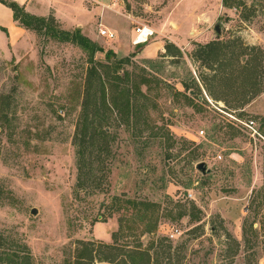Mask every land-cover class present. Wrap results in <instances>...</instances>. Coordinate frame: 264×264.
I'll use <instances>...</instances> for the list:
<instances>
[{
    "label": "rangeland",
    "instance_id": "rangeland-1",
    "mask_svg": "<svg viewBox=\"0 0 264 264\" xmlns=\"http://www.w3.org/2000/svg\"><path fill=\"white\" fill-rule=\"evenodd\" d=\"M236 1L243 6L225 8L222 0H81L90 14L79 17L84 26L69 29L49 15L59 29H79L95 42L102 49L96 61L105 62L106 52L116 59L133 56L120 72L129 73L128 86L147 80L139 124L112 129L109 184L94 195L75 189L71 145L87 55L28 29L25 43L0 54V94L12 104L10 123L0 127V253L17 254L25 245L31 264H76L79 242L110 255L102 245H112L116 233V264H129L120 254L135 253L144 254L138 264H264V93L243 108H226L203 90L206 102L196 98L192 108L175 94L190 96L182 84L196 90L201 69L190 60L196 43L240 37L264 52V0ZM97 7L101 13L92 17ZM109 7L115 17L104 22L118 28L113 39L99 34L111 31L102 20ZM241 14L250 18L243 21ZM136 28L153 34L135 45ZM250 122L256 133L245 127ZM201 162L204 174L195 168ZM114 197L158 207L155 230L147 232V222L132 219L129 207L107 217ZM100 215L105 222H96Z\"/></svg>",
    "mask_w": 264,
    "mask_h": 264
},
{
    "label": "trees",
    "instance_id": "trees-1",
    "mask_svg": "<svg viewBox=\"0 0 264 264\" xmlns=\"http://www.w3.org/2000/svg\"><path fill=\"white\" fill-rule=\"evenodd\" d=\"M0 3L12 11L14 21L22 28L72 44L87 55L88 67L81 92L80 110L71 139L77 173L75 189L86 196L102 192L109 184L111 159L114 156L113 145L116 137L112 129L120 125L131 128L139 124L143 113L140 100H147L141 86H146L147 80L141 78L135 85L128 86L129 73L123 71L121 75L123 66L127 65L133 56L116 59L111 52H106L105 62L96 61L95 54L102 52V49L84 37L79 29L67 32L58 28L53 16L35 17L11 0H0ZM222 4L225 8L243 6L242 2L236 0H222ZM249 18L250 14H241L243 21ZM164 49L162 57H166L169 52L167 46ZM190 60L201 69L195 83L196 90L182 84L184 92L192 94L188 96L178 91H175V94L183 96L187 105L192 108L196 107V98L201 97V100L206 102L202 90L206 97L215 102H222L226 108L230 104L243 108L264 93V52L260 47L247 45L240 37L226 40L218 37L205 44L196 43ZM11 106V97L0 94V127L3 129L10 123L8 112ZM2 198L3 193L0 190V200ZM111 204L107 217L110 218L115 212L129 207L132 219L147 222V226H150L147 232L155 230L157 219H152L155 209L158 208L155 205L117 197L112 198ZM100 218L102 221L96 222H105L103 216L100 215ZM118 221L121 227L123 217H119ZM116 236V233L112 234L113 244ZM113 244L102 245L110 255L100 256L98 248L95 249L92 243L79 242L82 249L75 253L73 260L76 264H116L115 257L119 253ZM1 246L0 244V248ZM29 255L27 247L21 245L17 254L0 253V264H31ZM120 255L124 262L128 259L129 264H138L137 259L142 260L144 256L141 253Z\"/></svg>",
    "mask_w": 264,
    "mask_h": 264
},
{
    "label": "crops",
    "instance_id": "crops-1",
    "mask_svg": "<svg viewBox=\"0 0 264 264\" xmlns=\"http://www.w3.org/2000/svg\"><path fill=\"white\" fill-rule=\"evenodd\" d=\"M18 5L22 6L24 10L34 16L47 17L52 14L64 28L69 29L72 25L80 28L84 26L82 19L79 17L85 14L89 15L90 11L85 9L81 4V0H11ZM105 1V0H104ZM105 3V2H104ZM101 13L100 8L97 7L92 9V17L97 16ZM102 20L104 22L105 17H115L114 9L109 7L108 10L102 12ZM117 15V14H116ZM81 24V25H80ZM105 26L111 29V32H118V28L113 25V22H104ZM110 31V30H109ZM29 31L22 28L13 19L12 11L0 3V54L10 53L16 48L26 42V37ZM112 32V33H113ZM128 41V40H127ZM127 43V42H126ZM147 47V46H145ZM161 50V46L156 50ZM143 51V50H142ZM143 58H150L143 56Z\"/></svg>",
    "mask_w": 264,
    "mask_h": 264
},
{
    "label": "built area",
    "instance_id": "built-area-1",
    "mask_svg": "<svg viewBox=\"0 0 264 264\" xmlns=\"http://www.w3.org/2000/svg\"><path fill=\"white\" fill-rule=\"evenodd\" d=\"M135 31L137 33L135 39L133 40V44H135V45L140 44V43H145L149 39V37H151L153 34L152 31L147 30L145 28H136ZM99 34H100V36H102L106 39H113L114 38V33H112L111 31H109L107 29H100ZM138 42H140V43H138ZM245 127H247L252 132L256 133V131L254 130V122H250L248 124H245ZM175 232H177V230ZM172 236L173 235L170 234V237H172Z\"/></svg>",
    "mask_w": 264,
    "mask_h": 264
},
{
    "label": "water",
    "instance_id": "water-1",
    "mask_svg": "<svg viewBox=\"0 0 264 264\" xmlns=\"http://www.w3.org/2000/svg\"><path fill=\"white\" fill-rule=\"evenodd\" d=\"M214 30H215V32H216L217 35L220 34V27H219V25H216L214 27ZM190 94H192V93L190 92ZM199 98L201 99V97H199ZM195 168H196L197 171H199L202 174H204V173L207 172V170H206V164L204 162L198 163ZM31 214L32 215H35L36 214V210L35 209H32L31 210Z\"/></svg>",
    "mask_w": 264,
    "mask_h": 264
},
{
    "label": "bare ground",
    "instance_id": "bare-ground-1",
    "mask_svg": "<svg viewBox=\"0 0 264 264\" xmlns=\"http://www.w3.org/2000/svg\"><path fill=\"white\" fill-rule=\"evenodd\" d=\"M138 43H140V42H138Z\"/></svg>",
    "mask_w": 264,
    "mask_h": 264
}]
</instances>
